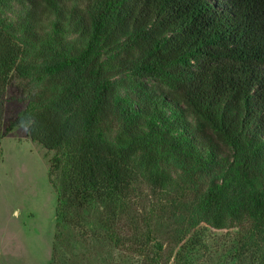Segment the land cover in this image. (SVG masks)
I'll return each mask as SVG.
<instances>
[{"label": "trees", "instance_id": "obj_1", "mask_svg": "<svg viewBox=\"0 0 264 264\" xmlns=\"http://www.w3.org/2000/svg\"><path fill=\"white\" fill-rule=\"evenodd\" d=\"M13 74L35 90L0 140L22 122L57 151V226L95 207L111 236L136 185L179 170L174 239L247 220L235 255L264 264V0H0V87Z\"/></svg>", "mask_w": 264, "mask_h": 264}, {"label": "rangeland", "instance_id": "obj_2", "mask_svg": "<svg viewBox=\"0 0 264 264\" xmlns=\"http://www.w3.org/2000/svg\"><path fill=\"white\" fill-rule=\"evenodd\" d=\"M34 90L29 79L15 74L0 87L1 129L22 112ZM27 126L14 125L0 140V264H251L235 255L240 240L251 235L247 220L221 229L201 223L174 239L162 208L171 200L186 204L192 193L182 188L191 184L182 181L179 170L171 171L176 189L154 193L146 182L136 185L121 227L111 236L107 217L95 207L84 212L85 228L57 226L56 179L48 176L57 151L31 139Z\"/></svg>", "mask_w": 264, "mask_h": 264}]
</instances>
